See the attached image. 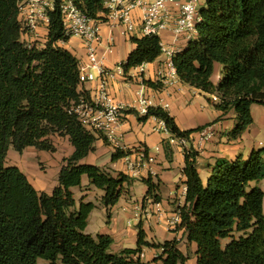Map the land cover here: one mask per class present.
Segmentation results:
<instances>
[{
    "label": "trees",
    "instance_id": "obj_1",
    "mask_svg": "<svg viewBox=\"0 0 264 264\" xmlns=\"http://www.w3.org/2000/svg\"><path fill=\"white\" fill-rule=\"evenodd\" d=\"M27 0H0V264H146L134 259L142 247L163 249L157 264H188L190 254L179 242H146L138 226V249L112 253L113 239L86 233L95 204L77 205L73 188L87 176L103 190L102 203L112 208L134 180L114 177L106 169L82 164L95 151L102 134L88 131L73 108L81 98L79 60L58 46L64 35L61 11L51 14L48 42L41 48L22 40L19 6ZM95 20H106L102 0H76ZM197 39L173 58L180 81L210 95V103L224 114L233 110L240 138L254 124L252 106H264V0H206L200 10ZM136 49L123 64L130 70L156 62L163 55L159 36L132 37ZM154 90L162 83L144 82ZM218 96L219 103L212 97ZM161 119L178 139L191 140L198 128L182 131L163 108H149L140 122ZM69 137L74 154L64 161L59 185L52 195L40 193L16 166L8 165L10 150L22 154L34 147L56 151L54 136ZM131 155L117 150L113 160ZM199 153L185 150L187 195L180 208L189 244L197 246V264H264V191L253 183L264 180V148L248 160H218L203 179L197 169ZM146 199L161 202V183L150 177ZM230 242L224 246L223 241Z\"/></svg>",
    "mask_w": 264,
    "mask_h": 264
},
{
    "label": "crops",
    "instance_id": "obj_2",
    "mask_svg": "<svg viewBox=\"0 0 264 264\" xmlns=\"http://www.w3.org/2000/svg\"><path fill=\"white\" fill-rule=\"evenodd\" d=\"M200 1L203 8L206 0L204 3ZM134 16L140 20L143 13L137 10ZM101 35L102 44L98 50L101 66L110 71L123 68V64L137 47L131 40L137 34L127 35L122 26H112L103 22ZM159 38L164 53L156 62L132 69L128 73L123 68V74H115L108 82L110 98L123 108L122 124L115 133L117 144L106 142L99 137L95 151L81 163L106 169L114 177L120 174L129 177L127 169L129 159L135 160L145 154L153 158L154 162L149 164L143 161L141 175L132 178L134 183L125 188L120 201L112 208H107L102 203L105 192L92 186L87 176L83 177L81 187L73 188L72 192L78 206L81 202L95 204L96 207L88 219L86 233L92 236L111 237L114 242L112 253L120 254L125 250L138 249V226L141 224L146 234V242L160 245L177 241L179 249L185 255L191 256L188 264H197V246L188 243L185 229H180L179 225L173 230L167 225L168 220L185 205L186 201L185 150L193 149L199 153L196 166L203 179L208 177L218 160L235 161L239 157L248 160L254 151L264 148V143L258 140V136L264 133V106L257 104L252 106L254 124L240 138L233 139L232 132L236 128V114L233 110L224 114L210 103V95L183 84L179 77L170 78L166 67L165 50L174 49L177 50L176 54L181 53L190 40L178 41L171 32H164ZM197 38L198 34L193 36V39ZM22 40L43 48L48 41V32H41L39 36L22 35ZM58 46L71 52L78 60L85 61L86 50L80 38H70L68 42L58 43ZM95 74L98 77V73ZM146 81L162 83L163 89L154 90L145 85ZM100 85V80H97L81 86L79 91L88 92L91 97L94 90L100 89ZM140 92L143 95H140ZM142 99H146L148 108H163L168 111L182 131L211 126L215 131L214 137L200 144L199 133L196 132L187 144L182 145L178 138L167 130L161 119L151 117L146 122L139 121V117H143L138 111ZM53 142L56 148L54 153L30 147L22 154L10 150L8 157V165L18 167L38 192L49 195H52L59 185L64 161L75 152L69 137L56 135ZM119 149L131 151V155L114 161L113 155ZM150 177L153 182L161 183L159 203H155L153 199H146L149 189L143 180ZM259 184L260 182L253 183L252 186L261 188ZM261 189L264 191V188ZM229 242V239L224 240V246ZM140 254L144 257L141 258ZM162 254L163 249L142 247L141 252L133 257L146 264H157L156 259Z\"/></svg>",
    "mask_w": 264,
    "mask_h": 264
},
{
    "label": "built area",
    "instance_id": "obj_3",
    "mask_svg": "<svg viewBox=\"0 0 264 264\" xmlns=\"http://www.w3.org/2000/svg\"><path fill=\"white\" fill-rule=\"evenodd\" d=\"M107 14L106 20L90 18L77 4L76 0H27L20 4V24L22 35L39 36L41 32H48L51 25V14L58 8L63 17L64 35L66 38L78 37L84 44L86 59L79 60L80 82L86 85L100 80V89L93 91L89 100L81 98L80 103L73 108L83 127L88 131L102 134L108 142L117 144L116 130L122 124L123 108L110 98L108 82L115 74H123V68L110 71L100 64L98 50L102 44L101 24L108 23L112 26H122L127 35L137 34V37L160 36L164 32H171L178 41L192 40L197 34V25L201 21L200 0H102ZM141 10L143 16L135 19L134 13ZM135 36V37H136ZM48 42V41H47ZM112 50V47L110 48ZM164 53V50H163ZM177 50H165L167 56L166 67L170 78H178L173 64ZM98 73V77L95 74ZM145 88V86H144ZM140 95H143L140 92ZM213 103H219L218 96L212 97ZM146 99L140 100L139 115L148 114L149 108ZM199 133L200 144L211 140L215 131L206 127ZM182 145L188 140L178 139ZM149 164L153 158L142 154L135 160L127 162L129 177L138 178L143 169V161ZM182 223L180 210L168 220V227L176 230ZM140 257H144L140 254ZM136 259V257H134Z\"/></svg>",
    "mask_w": 264,
    "mask_h": 264
},
{
    "label": "rangeland",
    "instance_id": "obj_4",
    "mask_svg": "<svg viewBox=\"0 0 264 264\" xmlns=\"http://www.w3.org/2000/svg\"><path fill=\"white\" fill-rule=\"evenodd\" d=\"M202 3H204V0H202ZM258 140L260 141V142H263L264 143V133H261L259 136H258ZM259 183V182H258ZM260 187L261 188H264V180H262V181H260ZM38 264H47V262L46 261H44V260H40L39 262H38Z\"/></svg>",
    "mask_w": 264,
    "mask_h": 264
}]
</instances>
